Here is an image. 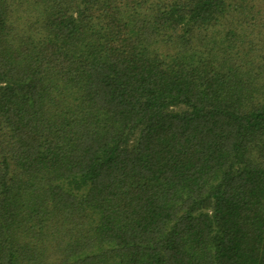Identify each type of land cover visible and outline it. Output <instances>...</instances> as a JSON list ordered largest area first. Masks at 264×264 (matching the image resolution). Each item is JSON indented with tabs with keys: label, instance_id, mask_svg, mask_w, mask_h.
Masks as SVG:
<instances>
[{
	"label": "trees",
	"instance_id": "trees-1",
	"mask_svg": "<svg viewBox=\"0 0 264 264\" xmlns=\"http://www.w3.org/2000/svg\"><path fill=\"white\" fill-rule=\"evenodd\" d=\"M0 0V264H264V7Z\"/></svg>",
	"mask_w": 264,
	"mask_h": 264
},
{
	"label": "rangeland",
	"instance_id": "rangeland-1",
	"mask_svg": "<svg viewBox=\"0 0 264 264\" xmlns=\"http://www.w3.org/2000/svg\"><path fill=\"white\" fill-rule=\"evenodd\" d=\"M254 3L258 4L259 2H263L264 0H252ZM262 6L264 7V3H262Z\"/></svg>",
	"mask_w": 264,
	"mask_h": 264
}]
</instances>
